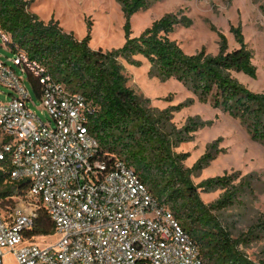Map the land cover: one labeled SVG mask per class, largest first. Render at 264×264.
<instances>
[{"label": "trees", "instance_id": "obj_1", "mask_svg": "<svg viewBox=\"0 0 264 264\" xmlns=\"http://www.w3.org/2000/svg\"><path fill=\"white\" fill-rule=\"evenodd\" d=\"M118 1L128 20L151 4V0ZM178 24L177 16L170 14L134 38L128 23L123 49L96 52L91 49L90 37L79 41L59 22L42 21L30 12L29 2L0 0V28L11 38L10 50L24 51L31 61L44 66L56 80L92 103L96 114L89 118L88 129L101 150L124 160L153 196L170 208L199 247L203 263L264 264L249 259L241 249L246 243L244 237L233 238L217 216L240 203L244 193L253 192L260 178L255 175L244 179L235 174L195 185L193 175L208 165L213 153L209 152L196 168L186 169L188 155H178L175 149L190 139L188 130L179 129L172 123L169 111L154 109L149 100L129 86L122 61L137 64L134 58L144 56L163 80L175 77L202 98H212L216 107L248 123L254 138L264 144V95H254L233 77L236 72L256 78L252 54L245 48L230 53L223 41L216 57L206 50L188 56L177 41L170 39ZM34 88L37 89L36 82ZM10 170L8 163H0V214L5 221L10 220L16 208L14 198L26 196L29 191L25 181L10 179ZM219 190L224 194L216 203L207 205L202 201L200 192ZM6 204L10 205L3 211L1 206ZM55 233V225L40 208L28 236L53 237ZM250 235L256 237V231H250Z\"/></svg>", "mask_w": 264, "mask_h": 264}, {"label": "built area", "instance_id": "obj_2", "mask_svg": "<svg viewBox=\"0 0 264 264\" xmlns=\"http://www.w3.org/2000/svg\"><path fill=\"white\" fill-rule=\"evenodd\" d=\"M0 37L10 46L1 28ZM14 54L52 121L36 114L23 78L0 61V85L13 92L0 104V163L11 166V180L27 183L25 198L46 211L61 239L29 237L39 210L17 206L9 221L0 214V264L13 263L7 255L14 264H204L170 208L124 160L101 150L88 129L92 103L24 51Z\"/></svg>", "mask_w": 264, "mask_h": 264}, {"label": "rangeland", "instance_id": "obj_3", "mask_svg": "<svg viewBox=\"0 0 264 264\" xmlns=\"http://www.w3.org/2000/svg\"><path fill=\"white\" fill-rule=\"evenodd\" d=\"M25 1L30 3V12L42 21L59 22L65 32L73 33L79 41L90 37L91 49L105 53L125 47L128 23L132 36L139 38L155 22L173 14L179 24L170 34V39L177 41L188 56L206 50L216 57L223 41H226L230 53L247 49L252 54L257 76L235 72L233 77L254 95H264V0H151L148 9L140 10L129 20L118 0ZM14 56L0 37V61L13 67L23 78L33 99L30 107L48 124L52 118L43 110L29 74L23 75L14 66ZM134 61L137 64L122 61L130 80L129 86L140 97L149 100L154 109L169 111L172 123L189 132L190 139L175 149L178 155H188L184 162L186 169L196 168L209 152L213 153L214 158L208 165L193 175L195 185L235 174L242 175L244 179L255 175L260 178L254 184L253 192L244 193L240 203L217 216L233 238L244 237L246 243L241 249L250 260L264 262V231H261L264 227V144L254 138L248 123L235 113L216 107L212 98H202L190 85L175 77L163 80L144 56L138 55ZM12 95L10 89L0 85V104L10 102ZM223 194L222 190L200 192V197L209 205L216 203ZM25 197L16 196L13 205L40 209ZM7 205L10 204L1 206L3 211ZM252 230L256 231V237L250 235ZM60 239L61 236L57 235L35 241L50 244ZM5 259L14 264L12 256L7 255Z\"/></svg>", "mask_w": 264, "mask_h": 264}]
</instances>
